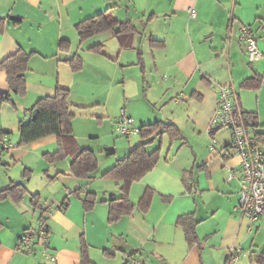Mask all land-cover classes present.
<instances>
[{
	"label": "crops",
	"instance_id": "1",
	"mask_svg": "<svg viewBox=\"0 0 264 264\" xmlns=\"http://www.w3.org/2000/svg\"><path fill=\"white\" fill-rule=\"evenodd\" d=\"M106 11L117 23L81 38L78 24ZM12 16L20 22L14 24ZM0 18V63L19 48L33 52L25 72L27 92H12L13 101L0 106V188L20 179L27 190L22 199L0 201V264H82L83 246L92 264H125L133 257L142 264H228L232 247L241 251L229 264H256L264 247V216L252 225L235 210L240 186L227 180L226 167H238L240 158L228 147L230 134L220 137L225 127L211 131L210 122L220 87L229 84L236 108L254 113L264 134V0H0ZM125 22L130 31L117 33ZM243 24L252 27L263 53L255 63L239 38ZM62 40L69 42L63 49ZM74 56L82 61L78 69L69 60ZM57 86L70 90L73 133L97 158L98 129L120 134L122 108L134 126L162 120L179 129L173 139L160 133L148 144L149 151L161 145L160 160L130 186L135 207L116 220H110V200L121 195V185L103 173L122 155L99 162L90 178L81 179L71 173L69 156L49 160L58 149L56 134L19 145L21 122L30 120L38 99L53 95ZM9 89L0 69V91ZM187 133L204 141L201 149L190 147ZM212 140L219 149H210ZM106 149L107 156L117 152ZM88 191L96 193V202L86 210L82 197ZM146 192L150 203L144 208ZM34 193L40 209L31 201ZM188 213L198 220L193 244L178 223ZM41 217L48 221L55 260L39 245L29 254L19 244Z\"/></svg>",
	"mask_w": 264,
	"mask_h": 264
},
{
	"label": "trees",
	"instance_id": "2",
	"mask_svg": "<svg viewBox=\"0 0 264 264\" xmlns=\"http://www.w3.org/2000/svg\"><path fill=\"white\" fill-rule=\"evenodd\" d=\"M14 24H18L21 20L19 17L12 16ZM4 19L0 18V29H2ZM117 23L116 18L110 11L100 13L94 17L88 18L78 24V30L81 38L90 36L96 32H101L112 28ZM123 28L117 32L127 34L132 25L129 22L122 23ZM125 35L121 36L124 40ZM69 45L67 40H62L60 48H65ZM101 45H96L92 49H99ZM33 52H28L19 48L15 53L4 58L0 63V69L7 74L9 90L0 91V106L5 102H12L13 94L24 95L27 92V80L25 72L28 70V62ZM70 63L74 69H78L82 65L81 58L74 56ZM261 81V80H260ZM259 81V82H260ZM69 95L70 90L57 86L53 95H46L38 99L34 107L38 108V113L35 118H31L27 122H21L19 133V145L30 144L45 136L56 134L59 137L58 149L50 154V161H59L66 156L71 158V173L81 179L90 178L98 169V158L95 152L87 147L82 146L72 129L73 114L69 111ZM246 120H256L257 117L252 112H244ZM258 123V121H257ZM213 131V130H211ZM167 134L170 138H175L179 135V129L174 123L156 120L154 122L144 124L139 127L138 134L142 141L131 147L129 152L119 158L116 163L103 173V176H109L118 181L121 185V195L113 198L112 208L110 211V220L118 219L122 214L129 213L135 205L129 199L130 186L141 180L150 170L158 163L161 157V145L154 150L147 149L148 144L153 141V137L159 134ZM258 138L264 142V134L258 131ZM29 175V174H28ZM27 194L25 186L18 184L14 180L8 185L0 188V201L8 197L22 199ZM39 194L31 195V201L36 209L41 208L39 203ZM83 205L86 210L91 209L96 202V193L88 191L82 197ZM150 203V193L146 192L141 199V205L147 208ZM43 216V215H42ZM43 218V217H41ZM196 220L192 213L183 214L179 217L178 223L185 230L186 239L189 244L197 241ZM82 264H92L91 259L86 253V246H83ZM256 264H264V247L261 252L255 257Z\"/></svg>",
	"mask_w": 264,
	"mask_h": 264
},
{
	"label": "built area",
	"instance_id": "3",
	"mask_svg": "<svg viewBox=\"0 0 264 264\" xmlns=\"http://www.w3.org/2000/svg\"><path fill=\"white\" fill-rule=\"evenodd\" d=\"M195 15V10L191 9ZM240 40L248 60L255 63L263 57L259 48L258 39L250 25L243 24L240 27ZM235 91L229 84L222 85L218 93V102L215 113L210 122L211 130L218 127H225L230 133L228 147L232 148L240 158L238 167H226L227 180H237L239 183V201L235 210L242 216L248 217L253 225L260 217L264 216V144L258 138V124L256 120H246L245 114L236 108ZM117 130L122 135L138 133L139 127L134 126V118L127 114L124 108L121 109V116L117 124ZM10 148L12 145H5ZM211 150L219 149V143L212 140ZM2 150H0V160ZM249 226L252 230L253 226ZM50 228L46 217L41 218L38 226L28 229L20 236L19 244L29 254L34 253L35 247L40 246L43 253L55 260V255L50 253L49 245ZM240 248L232 247L229 251L227 263L235 261L240 253ZM125 264H142L138 258H131Z\"/></svg>",
	"mask_w": 264,
	"mask_h": 264
},
{
	"label": "rangeland",
	"instance_id": "4",
	"mask_svg": "<svg viewBox=\"0 0 264 264\" xmlns=\"http://www.w3.org/2000/svg\"><path fill=\"white\" fill-rule=\"evenodd\" d=\"M138 126V125H137ZM136 126V127H137ZM99 132H101V136L100 138H98V143H96L94 146L98 149L97 151V155H98V162H100V164H103L104 162H113L115 161L117 158H119L121 155L124 156V152H126L127 150H129V146H133L134 144H137L140 141V135L138 133H133L130 135H122V134H118L117 132H115L114 129H98ZM229 130L227 128H224L221 130V134L220 137L222 138V140H227V138L229 137ZM187 135L192 136V141L189 143L190 147L191 146H197V148L201 149V147L204 144L201 142H198L197 139V135H192L187 133ZM96 140V139H95ZM195 141H197L195 143ZM177 144V142H175ZM115 148L117 147V152L116 153H111L110 155L107 156V149L106 148ZM103 148L100 152V149ZM178 148V146H177ZM209 148V147H208ZM210 150V149H209ZM188 151V148L187 150ZM129 152V151H128ZM184 154V150L181 152V155ZM233 263V262H231Z\"/></svg>",
	"mask_w": 264,
	"mask_h": 264
},
{
	"label": "water",
	"instance_id": "5",
	"mask_svg": "<svg viewBox=\"0 0 264 264\" xmlns=\"http://www.w3.org/2000/svg\"><path fill=\"white\" fill-rule=\"evenodd\" d=\"M37 113H38V108H35V109L33 110V112H32V117L35 118L36 115H37ZM111 152H114V150L111 149ZM107 154H109V151H108V150H107ZM16 182H17L18 184H19V183H23V184L25 183L24 180H20V179H17Z\"/></svg>",
	"mask_w": 264,
	"mask_h": 264
}]
</instances>
